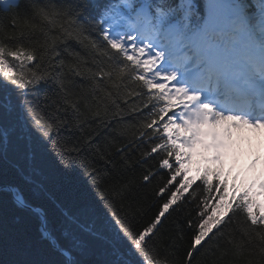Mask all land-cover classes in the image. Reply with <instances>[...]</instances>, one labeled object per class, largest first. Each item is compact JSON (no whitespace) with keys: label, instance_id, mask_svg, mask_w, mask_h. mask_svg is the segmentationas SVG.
Instances as JSON below:
<instances>
[{"label":"snow or ice","instance_id":"obj_1","mask_svg":"<svg viewBox=\"0 0 264 264\" xmlns=\"http://www.w3.org/2000/svg\"><path fill=\"white\" fill-rule=\"evenodd\" d=\"M0 264H264V0H0Z\"/></svg>","mask_w":264,"mask_h":264},{"label":"trees","instance_id":"obj_2","mask_svg":"<svg viewBox=\"0 0 264 264\" xmlns=\"http://www.w3.org/2000/svg\"><path fill=\"white\" fill-rule=\"evenodd\" d=\"M239 165H237V170L239 169ZM226 171H227V169H226ZM236 173H235V171L233 172V175H235ZM129 176H131V175H133V173H129L128 174ZM137 177H138V172L135 174ZM231 182V181H230ZM171 227V220H169L168 222H166L165 223V227H164V229H162V232L164 233V239H167V235L169 234V228ZM178 259V258H177Z\"/></svg>","mask_w":264,"mask_h":264},{"label":"rangeland","instance_id":"obj_3","mask_svg":"<svg viewBox=\"0 0 264 264\" xmlns=\"http://www.w3.org/2000/svg\"><path fill=\"white\" fill-rule=\"evenodd\" d=\"M241 163H243V161Z\"/></svg>","mask_w":264,"mask_h":264}]
</instances>
